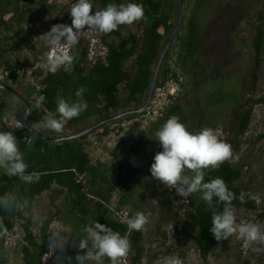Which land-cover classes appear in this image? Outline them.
<instances>
[{
    "label": "trees",
    "instance_id": "1",
    "mask_svg": "<svg viewBox=\"0 0 264 264\" xmlns=\"http://www.w3.org/2000/svg\"><path fill=\"white\" fill-rule=\"evenodd\" d=\"M131 1L143 6L147 22L141 20L132 25H121L109 34L101 33L108 45L106 60L88 61L87 44L81 40L71 52L75 58L71 72L61 68L53 73L46 65L40 66L33 71L37 83L33 84L26 82V71L35 62L44 61L49 49V41L42 42L38 34H45L53 25L60 24L77 0H0V68L9 70L2 80L22 93L32 109L35 107L34 117L31 118V113L29 116L31 125L48 115L59 119L57 99L76 102L79 98L75 92L80 87L86 89L83 99L88 104L87 110L66 121L60 132L38 130L50 136L76 133L108 116L142 105L160 52L175 27L181 0H90L93 14L109 3L119 5ZM185 9V22L165 54L156 85H162L168 76L180 74L183 81L178 93L170 97L160 116L146 121L143 131L135 129L118 136L114 145L107 148L106 159H93L87 145L91 143L90 136L102 138L113 132L111 124L115 121L102 124L78 138L62 141L40 137L24 124L13 134L28 165L27 172L39 173L40 179L24 184L0 169V196L13 192L21 200L19 210L11 213L0 210V225L7 229V233L0 236L1 252H5V237L19 219L24 232L19 249L20 264H44L45 254L50 251V264H76L79 243L86 236L84 227L99 222L126 237L130 242L127 257L141 262L146 252L144 240L148 223L142 231L130 230L127 223L114 216L112 208L128 207L129 218H132L136 212L147 216L149 205L154 204L158 211L155 233L160 234L162 243L168 238L166 226L179 216V211L175 210L171 189L151 177L154 156L162 151L155 140V132L172 116H177L191 133L205 127L214 131L216 126L224 123L223 119L230 117L229 131L235 137L226 143L233 150L239 149L241 137L251 124L254 104L264 105V97H245L248 83L254 88L258 81V70L263 61L264 21L243 25L264 10V0H186ZM25 51L32 54L31 60L11 61L17 53ZM247 51L249 56L244 53ZM18 68L22 70L20 74ZM240 68L246 69L244 77L227 82L226 77ZM217 70L221 71L217 73ZM213 78L217 79L214 81ZM208 80H212V86L200 94L201 86ZM40 96L45 100L38 106ZM213 109L226 114L215 120L211 114ZM14 115L23 122L22 113L0 107V131H9L8 121ZM139 115L131 114L125 118ZM28 139L33 140L31 147L27 144ZM244 173L243 165L231 156L218 169H206L204 181L222 178L234 193L231 207L245 205L256 209L254 200H243L251 192L250 186L243 182ZM44 192H49L56 210L36 233L33 207ZM189 198L190 207L185 212L187 224L193 225V244L200 257L206 260L217 243L210 232L212 211L222 212L225 206L219 204L209 210L199 193ZM23 199H27V206H23ZM57 216L65 227L58 247H55L52 242L57 238L50 224L54 219L61 223ZM259 217L264 218V212H260ZM0 258L4 264L5 256ZM101 264L110 262L104 258Z\"/></svg>",
    "mask_w": 264,
    "mask_h": 264
},
{
    "label": "clouds",
    "instance_id": "2",
    "mask_svg": "<svg viewBox=\"0 0 264 264\" xmlns=\"http://www.w3.org/2000/svg\"><path fill=\"white\" fill-rule=\"evenodd\" d=\"M93 5L90 0H77L70 8L71 25L56 24L43 35L49 38V44L57 51L47 54L46 67L55 73L61 68L65 72L73 70L74 57L63 50V45H75L77 34L85 29L96 30L102 34H109L121 25L133 23L147 18L143 6L137 3L114 4L109 3L106 8L92 12ZM86 89L80 87L75 96L79 99L69 103L63 98L57 99L56 112L59 119L44 117L33 123V129H45L60 132L66 121L78 117L88 108L83 99ZM45 97L40 96L37 105L44 102ZM155 140L159 142L162 151L154 156L151 164V177L162 183L167 189H175L177 195L185 200L194 193L200 198L209 210L224 204L222 212L212 211L210 232L217 241L228 240L237 235L243 240V247L247 249L251 244L264 243V232L260 226L251 222L237 224L236 216L231 208L234 199L232 193L222 178H215L209 182L204 181L206 169H218L232 155L231 145L218 139L211 128H203L196 133L189 132L177 116L170 117L163 126L155 132ZM29 147L33 140L28 139ZM0 169L8 177H16L24 184L38 182L39 173L27 172L28 165L17 144V139L10 131H0ZM23 206L28 205L23 199ZM21 200L16 193L8 192L0 196V210L6 213L19 210ZM35 215V212H33ZM148 223L143 212H136L127 220L130 230L142 231ZM0 236L7 233V229L0 225ZM86 236L80 241L75 256L76 264H101L107 258L110 264H125L130 249V242L119 232L99 222L85 226ZM90 242V243H89ZM71 260V258H69ZM156 264H182L175 256L161 257Z\"/></svg>",
    "mask_w": 264,
    "mask_h": 264
},
{
    "label": "rangeland",
    "instance_id": "3",
    "mask_svg": "<svg viewBox=\"0 0 264 264\" xmlns=\"http://www.w3.org/2000/svg\"><path fill=\"white\" fill-rule=\"evenodd\" d=\"M130 3H133L131 1ZM188 8V7H187ZM186 14V9L184 11V15ZM184 18V16H183ZM264 21V10L260 13L256 14L251 20L250 23H246L243 25L250 26L251 23H260ZM185 19H183L182 24H184ZM129 29H133V26H129ZM247 34L244 31V34ZM39 39L43 42L48 41L46 39V35L38 34ZM28 52V51H27ZM17 53L15 57L11 59L12 62L20 59L24 61L26 58L31 60L32 54L27 53ZM245 55L249 56L250 52H244ZM263 61L258 70V81L254 88L248 83L246 96L245 97H264V45H263ZM36 63V62H35ZM224 73H222L223 75ZM246 74V69L240 68L234 74L227 76V82H234L239 77ZM217 78H213L212 80H216ZM230 79V80H229ZM26 82H30L29 76H26ZM212 80H208L207 83L201 86L200 94H204L212 85ZM2 82L9 84L5 80ZM14 87V86H12ZM33 101L35 99L33 98ZM40 111V110H39ZM35 107L31 111V118L36 114ZM41 113L47 115L45 111H40ZM211 114L213 115V119L222 118L224 114L216 110H212ZM12 114H10L11 116ZM49 116V115H48ZM46 116V117H48ZM226 116V115H225ZM50 117V116H49ZM37 120L38 118L35 117ZM230 118V117H229ZM228 117L224 120L223 124L216 126L214 133L219 137L222 141L227 142L235 137V135L229 131L230 128V120ZM146 122H142L140 124H135L128 131H125L124 134L131 133L135 129L143 131L145 128ZM259 135H263L259 138ZM93 137V136H91ZM99 141L97 143H88L87 148L90 149L91 156L93 159L103 158L106 159L108 156V145L105 140L101 137L98 138ZM113 141V140H112ZM232 149V148H231ZM232 159L243 165V169L245 171L243 182L248 184L251 188V192L248 193L247 196L243 198L246 200H254L256 204V209L247 208L245 205L239 207H231L235 216L237 224L241 222H251L260 226L262 232H264V218L259 217L260 212H264V105L263 104H254L253 106V117L249 129L247 132L241 137V144L238 150L232 149ZM172 193H173V189ZM170 190V194H171ZM172 201L175 207V210H181L180 200L176 197L172 196ZM56 210L55 205L51 202V197L49 192L42 193L35 201L33 212V229L36 233L39 232L41 225L44 223L46 219H48L52 214H54ZM61 221L62 227H65V224L61 220L59 216H57ZM147 218H148V228L146 237L144 240V244L146 247V255L149 256L150 261H153L159 253H164L166 256H180L184 255L189 257V264H245L248 260L247 264H264V243H254L251 244L247 249L243 247V240L238 238L237 235H233L226 242L217 241L214 250L209 254L206 260H203L198 254L197 250L192 241V233L194 231V227L192 224H187L188 219L185 213L180 214L178 216L180 226H183L181 230H178L177 235L174 239L172 246H166L160 240V234L155 233V228L157 225L158 211L157 207L154 204L149 205L147 210ZM169 225V224H168ZM12 244L6 246L4 248L5 252L0 251V257L2 255L5 256L4 264H20L21 256H20V246L23 243V228L22 221L16 220L15 227L12 232L9 234ZM61 237V234L57 236V241L55 243V247H58V241ZM4 253V254H2ZM129 258V257H128ZM1 259V258H0ZM130 259V258H129ZM245 261V262H244ZM52 262V255L47 256L45 258L44 264H50ZM2 264V261H0ZM188 264V263H187Z\"/></svg>",
    "mask_w": 264,
    "mask_h": 264
},
{
    "label": "built area",
    "instance_id": "4",
    "mask_svg": "<svg viewBox=\"0 0 264 264\" xmlns=\"http://www.w3.org/2000/svg\"><path fill=\"white\" fill-rule=\"evenodd\" d=\"M71 6H70V8H71ZM70 8L68 9L66 16L62 19L60 24L71 25V19L72 18H71L70 12H69ZM46 39H49V38L46 36ZM81 40H84L87 44V59H88V61H90L91 63H94V62L99 61V60H102V61L106 60V57L108 55V45L103 40L101 33H99L96 30L85 29V30H83L77 34V41L79 42ZM75 45H68L65 43L63 45V50L67 51L68 54L71 55V52H72L73 47ZM53 51H57V49H54L49 44V49L47 51V54L52 53ZM46 62H47V55H46V58L44 61H42V60L37 61L33 66H31L26 71L27 76H29V78L33 84H37L35 82V79L33 76V71L40 66L46 65ZM21 72H22V70L20 68H18L17 73L20 74ZM8 73H9V70H7L5 68H0V80H2L4 77H6L8 75ZM182 81H183V77L180 74H178L177 77H174V76L166 77V79L164 80L162 85L155 87L153 96H152L149 104L147 105L146 109L139 116L132 118V119L123 118L121 120H117V121L113 122L111 124V128L113 129V132L102 137V139L106 141L108 147L113 146L115 139L118 136L124 134L125 131H128L135 124H140L142 122H146L149 119H156L158 116H160L162 114L164 108H165V105L170 100V97L175 96L178 93V90L180 89L179 87H180V84ZM37 87L39 88L40 86L37 85ZM22 124H23V122L18 117H16L14 115L8 121L7 126H8L9 131L12 132L13 134H15V132L18 130V128ZM118 131L120 132V134H118V135L115 134V132H118ZM89 141L91 143L95 144V143H97V141H99V139L95 136H93V137L90 136ZM173 190H174L173 193L171 190V196H173L174 198L177 197L180 200L181 210L179 211V215L183 214L190 207V198L188 197L185 200V198L177 195L175 189H173ZM112 210L114 212V216L116 218H118L121 222L127 223V220L130 219L129 218L130 210L128 207H124L120 210L112 208ZM181 227L182 226H180V224H179L178 217L176 219H174L171 223H169V225L167 224L166 231L168 234V238L164 241V245L169 246V247L172 246L174 239L177 235V232H178V230H181ZM50 228L54 230L55 238L57 236H59L60 234L62 235L63 227L57 219H54L51 222ZM9 236L10 235L5 237V240H4L5 246H9L12 244V241H11ZM55 243L56 242L53 241L52 245H55ZM51 254H52L51 251L47 252L45 254V257L51 256ZM165 256L166 255L161 252L157 255V257L153 261H150L149 256H147L146 252H145V255L143 256L141 262H134L133 260H131L127 257L125 264H149V262H150V264H156V261L159 258L165 257ZM175 257H178L182 261V264H187V263L189 264V262H190L189 257H187V256L180 255V256H175Z\"/></svg>",
    "mask_w": 264,
    "mask_h": 264
},
{
    "label": "water",
    "instance_id": "5",
    "mask_svg": "<svg viewBox=\"0 0 264 264\" xmlns=\"http://www.w3.org/2000/svg\"><path fill=\"white\" fill-rule=\"evenodd\" d=\"M185 7H186V0H181L180 2V9H179V13H178V17H177V20H176V24H175V27L171 33V35L169 36V39L167 40V42L165 43L162 51L160 52V55L158 57V60L156 62V65H155V68H154V71H153V75H152V78H151V82H150V86H149V89H148V93H147V96H146V99L145 101L142 103L141 106L139 107H136V108H130V109H126L124 111H121L115 115H111V116H108L76 133H71V134H65V135H61V136H50V135H46L44 134L42 131L40 130H37V129H33L31 127V123L29 121V116H30V113H31V109H32V106H31V103L30 101L22 94L20 93L18 90H16L14 87H12L10 84H6L2 81H0V88H5V89H8L10 90L12 93H14L25 105L26 107V110L24 112V115H23V124L28 128L30 129L33 133L39 135L40 137H43L45 139H48V140H51V141H62V140H66V139H73V138H78L84 134H87L89 133L91 130H93L94 128L102 125V124H106L108 122H113V121H116L118 119H122V118H125L131 114H141L147 107V105L149 104L152 96H153V93H154V90H155V87L157 85V82H158V78H159V74H160V71H161V65L164 61V57H165V54L167 52V50L169 49L171 43L174 41V39L177 37L178 35V32L181 28V23L183 21V16H184V11H185Z\"/></svg>",
    "mask_w": 264,
    "mask_h": 264
},
{
    "label": "flooded vegetation",
    "instance_id": "6",
    "mask_svg": "<svg viewBox=\"0 0 264 264\" xmlns=\"http://www.w3.org/2000/svg\"><path fill=\"white\" fill-rule=\"evenodd\" d=\"M220 71L221 70H217V73ZM0 107H5L9 111L18 112L19 114L22 113L23 115L26 110L24 103L14 93L5 88H0Z\"/></svg>",
    "mask_w": 264,
    "mask_h": 264
},
{
    "label": "bare ground",
    "instance_id": "7",
    "mask_svg": "<svg viewBox=\"0 0 264 264\" xmlns=\"http://www.w3.org/2000/svg\"><path fill=\"white\" fill-rule=\"evenodd\" d=\"M202 258V257H201ZM245 262V261H244ZM245 263H248L247 261Z\"/></svg>",
    "mask_w": 264,
    "mask_h": 264
}]
</instances>
